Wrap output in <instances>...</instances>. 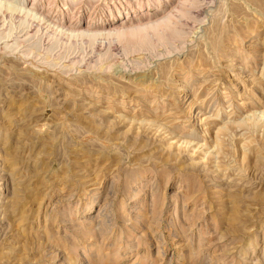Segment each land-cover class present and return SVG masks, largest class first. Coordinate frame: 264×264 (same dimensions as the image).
I'll return each mask as SVG.
<instances>
[{
    "label": "rangeland",
    "instance_id": "1",
    "mask_svg": "<svg viewBox=\"0 0 264 264\" xmlns=\"http://www.w3.org/2000/svg\"><path fill=\"white\" fill-rule=\"evenodd\" d=\"M21 1L0 264H264V0Z\"/></svg>",
    "mask_w": 264,
    "mask_h": 264
},
{
    "label": "bare ground",
    "instance_id": "2",
    "mask_svg": "<svg viewBox=\"0 0 264 264\" xmlns=\"http://www.w3.org/2000/svg\"><path fill=\"white\" fill-rule=\"evenodd\" d=\"M8 1V0H7ZM17 1V3L19 4L17 7H13V5L11 6V4L10 3H7L6 2V0H0V8H6V9H10L11 11H15L17 8L18 9H20V10H24V16H28V15H30L31 16V13H35V11H34V6H30V7H28L27 9L26 8H23V7H21L23 4H24V2L23 1H21V0H16ZM16 4V3H15ZM16 6V5H15ZM16 8V9H15ZM37 11V10H36ZM20 12V11H19ZM21 13H22V11H21ZM39 13V12H38ZM37 13V14H38ZM35 15V14H34ZM40 16V15H39ZM31 17H33V15L31 16ZM36 17V16H35ZM164 17V16H163ZM169 17V16H168ZM29 18V17H28ZM170 18V17H169ZM168 18V19H169ZM48 20V19H47ZM160 20V19H159ZM166 20V19H165ZM166 22H167V20H166ZM57 23H58V26L60 27V29H64V30H67L68 31V33H69V35L70 36H75V37H77V36H83V35H86V36H88L89 38H93V39H95L94 37H96V36H98V33L97 32H93V31H91L90 29H92L93 28V26H92V28H89L88 30L86 29V31H84V32H78V31H76L77 30V28H75L76 30L74 31V28H73V31H72V29H70L69 27H65L64 25H67V26H70L69 24H67V22L66 21H62V20H58L57 21ZM56 23V24H57ZM150 23V25H155L156 23H157V21H152V22H149ZM162 23V22H161ZM164 23H165V21H164ZM55 24V25H56ZM121 24V23H120ZM159 24H160V21H159ZM163 24V23H162ZM135 25V24H134ZM144 25H145V23H144ZM146 25H148V24H146ZM157 25V24H156ZM155 25V26H156ZM57 26V27H58ZM97 26V25H96ZM138 26V25H137ZM136 26V27H137ZM143 25H141V26H139V27H142ZM154 26V27H155ZM56 27V28H57ZM89 27V26H88ZM135 27V26H134ZM134 27H131L130 28V26H128V25H121L120 26V28H115V29H113L112 30V32H114V34H116L117 35V33H125V32H132V31H134V29L136 28H134ZM138 27V28H139ZM150 27H153V26H150ZM79 28V27H78ZM87 28V27H86ZM98 28V27H97ZM145 28H147L146 26L144 27V29ZM149 28V27H148ZM58 29V28H57ZM59 29V30H60ZM108 29V28H107ZM130 29L132 30V31H130ZM143 29V30H144ZM103 31V30H102ZM135 31H136V29H135ZM144 31H146V30H144ZM62 32V31H61ZM111 32V33H112ZM64 33H67L66 31L64 32ZM100 33H102V32H100ZM110 33V34H111ZM126 34V33H125ZM103 35V34H102ZM105 35V34H104ZM107 35V34H106ZM109 35V34H108ZM107 35V36H108ZM122 35V34H121ZM65 36V35H64ZM99 36H101V35H99ZM117 36H119V34L117 35ZM232 123V122H231Z\"/></svg>",
    "mask_w": 264,
    "mask_h": 264
}]
</instances>
